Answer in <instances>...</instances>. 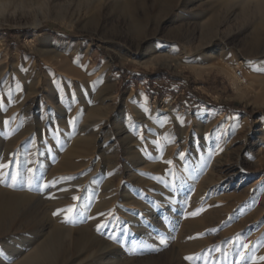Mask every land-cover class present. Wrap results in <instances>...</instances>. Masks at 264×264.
I'll list each match as a JSON object with an SVG mask.
<instances>
[{
	"label": "rangeland",
	"instance_id": "374dc122",
	"mask_svg": "<svg viewBox=\"0 0 264 264\" xmlns=\"http://www.w3.org/2000/svg\"><path fill=\"white\" fill-rule=\"evenodd\" d=\"M177 1L188 8L179 18L172 10ZM91 2L0 0V264H15L36 246L46 251L49 264L57 256L61 264H264L260 259L264 257V67L250 75L240 69L237 86L223 67L246 62L242 51L253 38L264 48V30H258L256 19L225 18L219 34H230L227 41L233 42L222 57L196 61L195 69L144 66L136 39L156 35L169 41L166 31L176 26L177 36H199L209 29L213 16L223 13L220 3L133 0L126 10L113 7L96 15L89 12ZM54 36L79 41L80 50L55 44ZM54 50L59 57L51 53ZM161 52L167 58L181 53L178 48ZM128 94L135 105L132 110H125ZM165 97L172 100L171 114L158 115L155 127L140 139L136 108L146 101L160 109ZM92 109L106 115L100 117ZM142 110L147 112V107ZM71 117L73 135L80 136L79 129L91 124L82 136L92 134L103 152L73 156V161L87 164L85 170L91 172L115 164L113 189L118 192L119 211L132 207L120 189L129 187L140 198L142 193L164 198L148 201L155 220L140 216L149 236L138 231L106 236V230L95 225L94 214L81 220L91 224L97 239L119 251L103 249L104 243L92 236L70 247L61 242L62 211L70 206L74 211L68 215L73 216L86 198L81 194L73 207L75 187L52 189L61 182L55 167L68 148L56 127L60 121L67 125ZM118 117L137 123L131 130L140 140L131 143L133 159L116 131ZM43 153L49 162L28 166ZM149 163L156 166L150 170L145 167ZM13 172L19 173L14 185ZM165 190L174 193L168 196ZM104 198L91 190L88 209ZM110 213L112 218L117 214ZM75 220L71 217L66 224L77 227L80 223ZM108 223L110 219L105 228ZM228 242L231 246L225 250L222 245ZM14 249L20 252L10 257Z\"/></svg>",
	"mask_w": 264,
	"mask_h": 264
},
{
	"label": "bare ground",
	"instance_id": "6f19581e",
	"mask_svg": "<svg viewBox=\"0 0 264 264\" xmlns=\"http://www.w3.org/2000/svg\"><path fill=\"white\" fill-rule=\"evenodd\" d=\"M132 1L133 0H92L91 6L89 7V12H91V14L92 13L94 14L102 13L105 10L111 9L113 7H118L121 10H124V9L126 10L129 8V5L131 4ZM217 1L220 3L219 5L223 7V13L216 17L213 16L209 21V29L203 34H200L199 36L195 35L194 33L191 36H182V35L177 36L175 29H177V27L179 26H176L166 31V34L169 36L168 37L169 41H162L160 39H157L156 35L154 36L143 35L142 37L138 38V40L136 39L135 48H141V50H139V52L137 53L138 58H140L139 62L143 64L144 66L167 64L174 68L179 67V65H184L185 67H190V68L195 69L196 66L194 65V63L196 61L209 60V59L222 57L225 53L224 50L227 48V45L233 42V39L227 41V39L230 37V34H226L223 36L219 34L221 26L225 23L223 21L225 18L226 20L230 18H237V17L243 18V20L244 19L245 20L256 19L257 21L256 26L258 30L259 29L264 30V0H217ZM183 2L180 1L172 7V10L175 12V17L177 18L181 16L183 11L188 10L187 5L184 4ZM199 14H201L200 11H199ZM247 31L248 30H245L244 32H247ZM255 33L257 34V32H254V36H255ZM52 40L57 45H63L65 49H71L72 52H77L78 50H80L79 41L77 40L68 41V40H64L61 37H55V36L52 38ZM253 40L247 45H245V49L242 51V56H244L243 58L246 60V62L239 61L236 64L225 63V65L223 66L225 67V71L228 74L232 75L233 83L235 86L238 85L237 82H240L242 78L237 75V71L234 68H239V71L240 69L244 70L246 74L250 75L253 73V71L256 68L264 67V48L258 44V42L256 41L257 38L254 41ZM196 41H197V44H195ZM128 46L130 48H133V46L131 45H128ZM174 48H178L181 51L179 56L176 55V56H170L169 58H167L164 55V53L161 52L162 49L170 50ZM207 48H209L210 51L208 50L207 52L206 50ZM51 53L55 57H59L60 55L56 50L51 51ZM212 65L215 66L214 64ZM103 70H105V68H102V71ZM49 87L52 88L53 86L49 84ZM4 90L6 89L4 88ZM59 92L63 94L64 91L60 89ZM131 98H132V94H128L125 100V110L134 108L135 105L133 106L129 102V99ZM162 104L163 106L160 109H156L155 106L152 108L146 101H142V106L140 108H136L135 114L137 115V119L140 121V126L137 127L140 130L139 131L141 134L140 139L141 138L144 139L143 137L144 134L150 128L155 127L154 121L156 120L155 118L158 115H166V116L168 115L169 116L171 114V111H172L171 98L169 97L163 98ZM143 107H147V112H144L142 110ZM63 108L64 107H61V109ZM72 108L75 110L76 108L75 104L72 106ZM92 113L100 115V117L106 115L105 114L106 112L101 114L96 109L95 110L92 109ZM103 120L104 119L101 118L100 122H103ZM58 121L59 120H57V122ZM69 121L70 123H67V125L63 121H60L59 126L57 125L58 128L56 127V133L58 137L60 139L62 138L67 143L68 148L65 150V152L61 154L60 159L57 162L56 167H55V171L58 172L60 175L59 177H61L60 179L61 182L55 184L52 187V189L60 188L66 185H72L73 187L76 188L77 185L81 184L82 187L80 189H75V188L73 189L75 190L74 193H77L78 195L76 196L77 199L73 203V207L77 206L79 202V197L81 194L84 195L86 198L84 201L80 200L81 202V203L79 202L80 208L74 212L75 214L73 216H69L68 212L65 211L70 206H68L67 208H64L65 207L64 205L63 207L64 210L63 211L61 210L62 211L61 219L63 220L61 224L62 227H60L62 244L70 247L76 244L82 237L91 238L92 236L95 239H97V236L95 237L93 233H91V224L85 225V224L80 223L83 218L88 219V217H91V214H94L96 216L95 217L96 226L103 225V227H101L100 230L103 231V229H105L106 231H104L103 234H106V236L107 234H114L117 236L123 235L124 237L126 234H128L129 232H133V231H136V232L138 231V233L143 234L144 236H149L148 234H149L150 229L143 228L141 224L140 216L145 215L146 217H148L149 218L148 222H152L153 220H155L156 217L154 216V214H152L153 213L152 210H149L150 204L148 203V201L149 199L154 200V201L164 200V198L160 195H155L152 193H149L146 196L144 193H142V198H140V197H137L136 194L129 187L126 189H120L122 191V196H123L122 199L128 200L129 204L132 206V207H127L126 210L125 209L122 211L120 210L121 211L120 212L119 207L121 205L119 204V201H118V192L116 189H113V185H114L113 176L114 175L112 174L116 173V170H117L115 164H108L104 170L100 171L99 169H97L96 172H91V171L85 170V166L87 164L78 163V162L73 161L72 159L73 156L80 155L84 158V157H91V155L93 154H102L103 152L101 150V147L99 146L100 144L98 145L94 141V138H91L92 134L88 136L86 135L82 136L87 128L88 130H91V124H87L86 126L81 127L79 129V133H81L80 135L81 137L80 136L75 137L74 136L75 134L73 135L71 131L72 127H74L75 125L74 118L71 117ZM55 124L56 122L53 123V125ZM117 124L119 126L117 127L116 131L119 135V138L121 142L123 143L125 149L127 150L126 151L127 155L131 159H133L134 155L132 152L133 147L131 143L140 142L139 138L135 139V136L132 132L133 129H135V127L137 126V123L127 118L118 117ZM41 137L44 138V134H42ZM34 141H37V140L35 139ZM69 141L71 142L69 143ZM78 144L80 145L82 144L84 148L81 147L82 149L79 150L77 146ZM165 147H166V144H165ZM55 149L56 148H54V151ZM115 149L116 147L114 148V150H111V151L115 152L116 151ZM58 153L60 154V152ZM153 154L155 155V152H153ZM137 159H139V157ZM47 162H49V157L47 156V154L43 153L42 156L40 157L38 156L37 158L33 159V161L29 162L28 166H35V165H39V163H47ZM137 165H138V162L137 164H135V166ZM155 166L156 164L154 165L153 163H149L145 167L151 170ZM181 178L182 179L180 181L182 183V181L184 180V176L181 175ZM99 184H101V186H99ZM177 185H180V182L177 183ZM91 190H97L100 197L103 195L106 196V198H104L105 199L104 201L100 200L95 204L92 211L88 209L89 196L91 195ZM164 192L168 196H172L174 193V191H168V190H165ZM2 203H5V202H2ZM116 207L118 208L116 209ZM84 210H85V213L83 214ZM114 211L117 212V214L112 218L111 216H109V214H111L110 212L113 213ZM71 217L77 220V225L80 223L77 227L66 224V221L70 219ZM108 219H110V225L108 223L109 226L105 228L104 226L105 221ZM162 230L163 231L165 230V226L163 227ZM88 238H85V239H88ZM97 240H98L97 241L98 243H101V242L102 244L104 243L102 239H97ZM103 245H104V247H102L103 249L110 248L111 251L112 250L119 251L117 247H113L114 244L112 243H109V244L104 243ZM230 246H231V243L229 242L222 245V247H224L225 250L228 249ZM19 252L20 251L18 249H14L9 254V256L15 257L17 256V254H19ZM49 260L50 259L48 258V254L46 253V251L43 249H40V246H36L35 248L29 250L15 264H46L49 262ZM61 263H62V259L57 256V257H54L51 264H61Z\"/></svg>",
	"mask_w": 264,
	"mask_h": 264
},
{
	"label": "snow or ice",
	"instance_id": "6c2138e0",
	"mask_svg": "<svg viewBox=\"0 0 264 264\" xmlns=\"http://www.w3.org/2000/svg\"><path fill=\"white\" fill-rule=\"evenodd\" d=\"M168 163H171V161H168ZM2 167L7 168L8 165H2ZM28 171H29V172H32L33 170H32V169H29ZM3 175L7 176L8 174L5 173V174H3ZM10 179H11V181H12V184L14 185L15 183H17V182L19 181V173H18V172H13V173L11 174V176H10ZM30 181H31V178H29V182H30ZM10 186H11V185H10ZM74 199H77V198L74 197ZM65 211H67L68 213H71V212L74 211V208H68V209L65 210ZM195 214H196V213H194L193 215H195ZM100 227H103V225L98 226V230H99ZM161 243H164V241L162 240ZM188 259H191V258L189 257ZM242 259H243V257H242ZM260 259H261V260H264V257H260Z\"/></svg>",
	"mask_w": 264,
	"mask_h": 264
},
{
	"label": "built area",
	"instance_id": "2783aa9c",
	"mask_svg": "<svg viewBox=\"0 0 264 264\" xmlns=\"http://www.w3.org/2000/svg\"><path fill=\"white\" fill-rule=\"evenodd\" d=\"M237 75H238V76H240V75H241L240 71H237Z\"/></svg>",
	"mask_w": 264,
	"mask_h": 264
},
{
	"label": "trees",
	"instance_id": "16d2710c",
	"mask_svg": "<svg viewBox=\"0 0 264 264\" xmlns=\"http://www.w3.org/2000/svg\"><path fill=\"white\" fill-rule=\"evenodd\" d=\"M60 35H65V34H62V33H61Z\"/></svg>",
	"mask_w": 264,
	"mask_h": 264
}]
</instances>
